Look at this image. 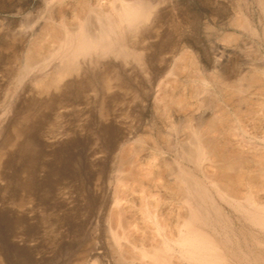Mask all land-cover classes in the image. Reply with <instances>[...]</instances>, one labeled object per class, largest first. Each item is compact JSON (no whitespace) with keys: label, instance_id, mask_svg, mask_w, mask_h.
<instances>
[{"label":"rangeland","instance_id":"374dc122","mask_svg":"<svg viewBox=\"0 0 264 264\" xmlns=\"http://www.w3.org/2000/svg\"><path fill=\"white\" fill-rule=\"evenodd\" d=\"M263 64L258 0H0V264H264Z\"/></svg>","mask_w":264,"mask_h":264},{"label":"bare ground","instance_id":"6f19581e","mask_svg":"<svg viewBox=\"0 0 264 264\" xmlns=\"http://www.w3.org/2000/svg\"><path fill=\"white\" fill-rule=\"evenodd\" d=\"M258 2H259V4H260V6L262 7V9H263V11H264V0H258ZM134 5V4H133ZM136 5V4H135ZM140 4H138V6H139ZM131 6V5H130ZM118 6H116V8H117ZM140 7V6H139ZM141 7H142V5H141ZM140 7V8H141ZM148 7V6H147ZM123 8V7H122ZM128 8V9H127ZM132 8H136V10L138 9V7H137V5L135 6V7H133V6H131V8L129 7V6H126V9L125 10H129L130 11V9H132ZM139 8V9H140ZM121 9V8H120ZM124 9V8H123ZM122 9V10H123ZM142 10L143 9H145V8H141ZM140 9V10H141ZM125 10H123V13L124 12H126ZM117 11V10H116ZM120 11V10H119ZM134 13V15H136L137 16V14H139L138 13V11H136L137 12V14H135V9H134V11H133V9H132V11H131V13ZM141 13L143 12L144 13V10L143 11H140ZM78 13V12H77ZM117 13H118V11H117ZM132 13V14H133ZM122 14V13H121ZM127 14V16H129L130 15V12H127L126 13ZM84 15V14H83ZM88 15V14H87ZM86 15V16H87ZM107 15V14H106ZM118 15V14H117ZM123 16V15H122ZM131 17L133 16V15H130ZM145 16H147L148 17V15L146 14ZM68 17V16H67ZM89 17H90V15H89ZM101 17V16H100ZM107 17V16H106ZM124 17H125V14H124ZM124 17H122V19H124ZM130 17V18H131ZM84 18V17H83ZM108 18V17H107ZM112 18H113V16H112ZM112 18H111V20H112ZM120 18V17H119ZM129 18V17H128ZM109 19V18H108ZM115 19V18H114ZM147 19V18H146ZM90 20V19H89ZM100 20V19H99ZM64 21V20H63ZM130 20H128V22H129ZM132 21L133 20H131V24H132ZM137 21H139V20H137ZM107 22H108V20H107ZM106 22V23H107ZM135 22V21H134ZM140 22H141V20H140ZM241 22L242 21H240V24H241ZM108 23H110V22H108ZM137 23V22H136ZM135 23V24H136ZM139 23V22H138ZM138 23L136 24V27L138 26ZM134 24V23H133ZM89 25H91V24H89ZM111 25H113V23H110V26ZM130 25V24H129ZM85 26H87L86 24H85ZM107 25L105 24V27H106ZM110 26H108V27H110ZM112 27V26H111ZM108 28L109 30H111V29H113V28ZM114 27V26H113ZM51 28V27H50ZM71 28V27H70ZM68 28L65 32L64 31H59V30H57V29H54V33H55V35L57 36V37H59L60 39H61V41H64V42H66V41H68V38H66L69 34V36H71L72 35V37L74 36V35H76V37L77 38H75L76 39V44H78V52H79V49L80 50H86V49H89V48H91L94 44H96V42H98L99 40H100V37L103 35H98V33H97V35H98V37H96V33H94L93 34V30L90 32V31H87V30H85V27L83 26V25H79L78 27H76V26H74V28ZM115 28V27H114ZM102 30V28L99 30V33H100V31ZM51 32V31H50ZM64 32V33H63ZM103 32L105 33V34H107V31L105 32L104 30H103ZM101 34V33H100ZM104 34V35H105ZM108 35H109V33H108ZM100 36V37H99ZM103 37L104 36H102L101 38V40H100V42H103L102 40H104L105 39V37H104V39H103ZM110 37V36H109ZM71 38V37H70ZM98 38H99V40H98ZM70 40V39H69ZM72 42V41H71ZM71 44V43H70ZM262 44V43H261ZM67 46H69L68 44H67ZM71 46H72V44H71ZM74 46H77V45H73V47ZM97 46V45H96ZM104 46V45H103ZM75 48V47H74ZM77 48V47H76ZM75 48V49H76ZM96 47L94 46V49H95ZM97 48H98V46H97ZM96 48V49H97ZM102 48H104V47H102ZM69 49V48H68ZM71 49H73V48H71ZM30 51V50H29ZM32 51V50H31ZM66 51V50H65ZM76 51V50H75ZM34 52L35 53H37V51H35L34 50ZM62 53H64V51L62 52ZM38 55H39V53H38ZM37 55V56H38ZM42 55V54H41ZM50 55H52L53 56V54H51L50 53ZM50 55H48L49 57H50ZM55 55V54H54ZM61 55V54H60ZM67 55H69V53L67 54ZM45 56V55H44ZM47 56V55H46ZM48 57V58H49ZM26 58H27V60L28 61H30V63H31V61L33 60V61H36V56L34 55V53H31V52H28L27 53V55H26ZM39 59V58H38ZM42 59L44 60V59H46V57L45 58H43L42 57ZM41 59V60H42ZM64 61V60H63ZM36 62H39V60H37ZM67 62V65H68V69H70L69 67L73 64V63H70L69 62V60H67L66 61ZM33 63H35V62H33ZM29 64V63H28ZM29 65H31V64H29ZM264 65V64H263ZM262 67V66H261ZM60 71V70H59ZM76 71V70H75ZM66 73V72H65ZM65 73H63L64 74V76H65ZM60 74V73H59ZM58 74V75H59ZM57 75V76H58ZM62 76V75H61ZM60 76V77H61ZM55 80V79H54ZM58 80H59V77H58ZM58 82V81H57ZM45 86V85H44ZM204 125V124H203ZM207 125V124H206ZM206 128V127H205ZM194 138H196L195 140H197V141H199V142H201L202 140H206L205 138H204V134L203 133H201L200 132V130L199 131H197L194 135ZM207 138V137H206ZM194 140V139H193ZM207 140H208V138H207ZM196 141V142H197ZM195 142V143H196ZM204 143H205V141H203ZM208 142V141H207ZM208 143H210V141L208 142ZM198 144V143H197ZM201 154V153H200ZM187 171V170H186ZM182 172H184V170L182 171ZM181 172V173H182ZM188 172V171H187ZM187 172H184L183 173V175L186 173V176H188L187 174ZM190 174V173H189ZM182 178V177H181ZM191 178V177H190ZM189 178V179H190ZM194 178V177H193ZM192 178V179H193ZM195 179V178H194ZM196 181V180H195ZM190 182H192V181H190ZM198 184V182L196 183V182H194V183H192V185H193V187H194V189L196 190V192H197V194L198 195H200V196H203V195H205L206 196V191H204L203 189H206L207 190V188L205 187V188H202L201 186H199V185H201V184H199V185H197ZM203 186V185H202ZM231 187H233V186H231ZM231 191H230V195L233 197V200L234 199H236L237 197H239V194H240V192L238 193V191H236V189L234 188H232V189H230ZM210 194V193H209ZM241 196V195H240ZM248 196V195H247ZM210 197V196H209ZM202 198V197H201ZM209 199V198H208ZM247 199V202H249V197H247L246 198ZM210 200V199H209ZM202 201V200H201ZM213 201V200H212ZM235 201V200H234ZM238 201V200H237ZM214 203V202H213ZM212 203V204H213ZM212 204H210L211 206H212ZM213 205H215V204H213ZM244 206V205H243ZM247 206V205H246ZM251 206H252V208H253V213L255 214V216L252 218V220L254 221V223H259V219L258 218H256V216L258 215L257 213L258 212H260V209H261V207L259 206V205H256V204H254V203H251ZM216 205L214 206V209H218V206L216 207ZM216 209V210H217ZM243 209H246V212H247V209H250V207L249 208H247V207H243ZM241 210V209H240ZM243 211V210H242ZM252 214V213H251ZM193 218V217H192ZM260 225V224H259ZM258 225V226H259ZM177 241V243H178V240H176ZM175 243V242H174ZM176 243V244H177ZM179 245L180 246H183V248L187 251L186 253L187 254H189L191 257H193V258H198L199 260H201V261H199V263L200 264H219L218 262H216V260L215 259H212V257H210V256H213L214 254H212L211 253V250L208 248V247H206L205 245H204V243L202 242V239L200 240V238H197V237H186V236H184L183 238H182V240L181 241H179ZM163 247V246H162ZM156 249H157V246H156ZM160 249H162V248H160ZM159 249V250H160ZM158 250V249H157ZM156 250V251H157ZM155 251V250H154ZM152 252V251H151ZM158 253V252H157ZM156 255V254H155ZM210 255V256H209ZM157 256V255H156ZM134 257V256H133ZM188 258V257H187ZM164 259H165V257H164ZM166 261V260H165ZM122 263V262H121Z\"/></svg>","mask_w":264,"mask_h":264}]
</instances>
